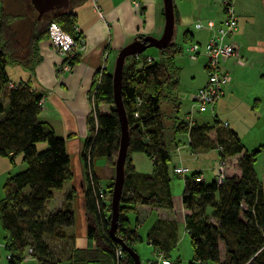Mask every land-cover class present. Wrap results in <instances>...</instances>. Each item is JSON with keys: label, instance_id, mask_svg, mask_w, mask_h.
<instances>
[{"label": "trees", "instance_id": "16d2710c", "mask_svg": "<svg viewBox=\"0 0 264 264\" xmlns=\"http://www.w3.org/2000/svg\"><path fill=\"white\" fill-rule=\"evenodd\" d=\"M173 16L175 23L174 9ZM17 19L19 15L6 11L0 0V157L13 164L19 156V163L24 166L20 172L9 175L1 187L3 250L7 264H21L25 258L36 264H58L60 259L54 256L46 240H71V237L67 239L65 230L73 227V190L64 195L60 209L49 212L47 204L52 192L60 191L72 178L69 159L63 140L38 120L42 93L33 91L28 82L11 84L5 67L16 65L31 73L40 60L37 43L46 38L51 22L77 41V45L78 32L74 26L75 15L67 9L40 17L35 15V28L22 34L14 27ZM43 20L46 22L38 26ZM187 42L188 36L184 33L182 43ZM156 53L157 58L148 62L143 53L126 57L120 78L128 139L114 236L131 249L141 239L136 229L129 227L127 215L136 206L171 209L170 157L163 141V115L159 105L176 90L178 69L173 59L181 53V48L170 42ZM78 58L79 51L75 50L72 56L63 59V64L72 67ZM97 75L87 92L92 110L86 118L88 136L80 154L85 181V236L95 250L93 260L85 263H98L102 259L103 264H132L130 256L108 236L111 185L107 192L98 188L90 168L91 161L98 157L113 166L119 136L110 73L102 71ZM100 104L108 106L106 114L97 112ZM172 130L187 136L191 151H217L221 163L226 158L239 156L235 163L238 175L223 174L219 184L215 180L195 182L197 173L182 176L180 204L191 249L187 264H264V185L258 182L253 171L255 158L264 149V143L245 151L236 134L217 120L200 125L175 122ZM132 153H141L151 162L149 174L133 170ZM100 193L104 199L98 197ZM145 241L167 261L177 242L176 222L156 220L147 230ZM71 249L65 262L75 264L74 255L85 253ZM116 251L120 253L119 261ZM168 264L181 263L176 258Z\"/></svg>", "mask_w": 264, "mask_h": 264}, {"label": "crops", "instance_id": "0c3cea01", "mask_svg": "<svg viewBox=\"0 0 264 264\" xmlns=\"http://www.w3.org/2000/svg\"><path fill=\"white\" fill-rule=\"evenodd\" d=\"M139 3L142 8L141 15L133 10L128 0H70L67 11L75 15L74 26L83 39L78 62L66 71L57 70L61 59L56 56L48 41L43 39L37 43L40 60L31 73L16 65L5 67V74L11 84L28 82L33 91L42 93L38 120L46 123L54 136L63 140L72 178L62 185L60 191L52 192L47 210L52 212L60 209L64 195L69 190H73L71 196L73 227L65 230L67 239L71 237L69 242L73 248H76L77 241L85 242L84 246H88L85 236L83 200L85 181L80 154L83 141L88 136L86 118L90 112V106L87 92L93 76L98 70L111 73L117 51L134 38L144 36L159 38L162 31L161 0H139ZM172 3L176 22L171 43L176 45L178 44L173 42L174 36L182 39L184 33L188 36L187 43L199 44L209 39L211 36L209 30L203 28L201 32L194 31L199 30L194 28L196 21L204 23L212 20L217 27L221 26L224 21L216 4H211L208 0H172ZM233 16L236 20V27L225 37V42L237 46L238 54L240 57L244 55L246 65L234 73L233 82L230 80L221 98L200 109L189 105V108L196 109L197 117L191 114V110L180 111L181 105L186 108V103H188L183 88H199L203 85L205 65L203 62L198 67L192 65L194 68L185 65L184 69L186 68L185 70L189 73L188 82L181 81L183 71L177 60L183 56V48L178 45L181 53L173 59L178 69V84L176 90L159 105L163 115V134L165 135L163 139L166 137L169 141L164 145L170 157L171 173L174 167H186L189 169V174L197 173L204 183H209L216 176L220 164L218 152L215 150L191 151L188 147L187 136L173 133L175 122H189V125L209 124L197 121L200 115L205 113L211 116L212 121L217 120L233 131L245 151H250L264 143V125L259 133L254 132L258 119L256 116H259L258 106L264 98V0H234ZM23 42L24 40L21 41ZM156 57L157 54L150 55V58ZM186 57L189 61L198 59L196 57L192 60L188 55ZM254 67L257 69H253ZM251 70L256 71V74L252 75L253 79ZM195 77L200 78L199 83H195ZM96 110L100 114H106L108 106L100 104ZM238 157L237 155L225 159L223 162L224 176L238 175L235 165ZM130 162L133 170L138 174H149L152 170L151 162L141 153H132ZM207 165L210 167L209 170L204 168ZM90 168L98 188L107 192L112 184L114 168L109 166L103 157L94 158ZM253 171L258 182L264 185V149L256 156ZM207 172H210V175H205ZM169 188L171 194L170 183ZM127 218L129 227L135 228L139 237L138 230L146 222L148 225L145 229V236L156 220H174L177 224L178 240V225H182L183 228L184 211L181 204L179 209L174 211L171 195V209L136 206L134 212L128 214ZM90 246V249L87 247L76 249L83 252L95 251L91 243ZM25 261L27 259L23 260ZM60 263L68 264L65 261Z\"/></svg>", "mask_w": 264, "mask_h": 264}, {"label": "rangeland", "instance_id": "374dc122", "mask_svg": "<svg viewBox=\"0 0 264 264\" xmlns=\"http://www.w3.org/2000/svg\"><path fill=\"white\" fill-rule=\"evenodd\" d=\"M128 1L131 4V1H133V0H128ZM208 1L211 4H216L217 8H219V14L224 19V21H223V23L221 25V27H223V24H224L225 18H226V15L224 14L223 9H222L223 0H208ZM135 2L139 3V0H135ZM2 6L4 7V9L6 11L11 12L13 14L19 15V19H17L14 22V27L21 34L22 33H26L27 31H30L31 29L35 28V26L37 25L35 22L33 23V21H35L34 17L36 15V13L32 9V7H31V5H30L28 0H2ZM131 6L133 8V5H131ZM235 6H236V4H235ZM133 10L138 15H141L142 8L140 6V3H139V10L137 11V10H135V8H133ZM230 10L232 11V13L234 15V0H231ZM45 22H46V20H43L42 23H40L38 26L44 24ZM195 23L203 24L202 21H196ZM214 26H215L214 28H217V26L215 24H214ZM218 27H220V26H218ZM194 31L201 32L203 30L199 29V30H194ZM77 39H78V43H79L80 40L82 41L81 46L75 49V50H78L80 52L82 50V47H83V39H82V35L79 32H78ZM45 40L47 41L46 38H45ZM207 41H208V39L206 41H204V42H200L199 43V45H200V47H199V56H195V58L198 57V59L196 61H189L187 59V57H186L188 55V57L190 58L189 53H188V49H189V47L192 44H196V43L192 42V43H185L184 44V43H182V39L178 38L176 35L174 36L173 42L177 43L178 45H180L183 48V51H182V55L183 56L180 58V60H177L179 66L182 68L181 71H183L182 76L180 77L181 81L186 82V83L188 82L187 79L189 77L188 76L189 73H188V71L185 70L186 68L184 69L185 65L186 66H192L193 65L194 67H196V66L198 67V66H200L202 64V62L204 63V65L206 64L207 59H206V57L204 55L203 47H204V45H205V43ZM76 43H77V41H76ZM229 44H232V43H229ZM234 46H236V45H234ZM52 50L54 51L56 56L59 57V55L57 54L56 49L52 47ZM142 53H143V55H145V57H148V56L150 57V55H152V54L153 55L157 54L156 50L154 48H148V49L144 50ZM152 57H155V56H152ZM194 59H192V60H194ZM241 60L243 61V66L236 65L233 59L227 60V61L223 62L222 64H220V68H222L223 70H225L228 73V75H229V77H230L232 82H233L234 73L239 71V70H241L246 65V60L244 58V55L241 56ZM258 67L259 66L257 65V68ZM65 68H66V66L63 64V61L61 60L59 66L57 67V70H59V71L68 70V68H66V69ZM257 68L254 67L253 69L256 70ZM255 70H251L252 79L254 78L252 75L256 74ZM193 71H194V69L192 70V72ZM101 72H102L101 70H98L95 74H98L97 76H99ZM206 79H207V77H206V68H205V70H204V79H203L204 83H203V85L201 87H199V88H191V87L190 88H186V87L183 88V93H185V96H186V99H187L188 103H186V108L182 107V105H181V108H180L181 112L182 111L184 112V111L191 110V114L194 115L195 117H197L196 109H195V108H197V104H195V103H193L191 101V97L198 89L202 88L205 85ZM196 82L197 83L200 82V78L199 77H195V83ZM254 85L256 86L257 84L255 83ZM251 90H253V88H251ZM219 99H217L215 102H217ZM215 102H213V103H215ZM213 103H211V104H213ZM211 104H207L206 107L211 105ZM189 105H192L195 108H192V107L189 108ZM89 106H90L89 108H90V111H91L92 110V106H91L90 103H89ZM258 112H259V116H256V117H258L257 123H256L257 126L254 128L255 134L259 133L261 128L264 125V98L259 103ZM197 121L198 122L204 121V122L209 123V124L212 122L211 116H209L208 114H205V113H202V115H200V119H198ZM187 124H189V122ZM166 135H167V133H166ZM163 141H164V143H166V142L169 143V141L166 140V137H164ZM114 159H115V157H114ZM223 166H224V164L222 165V172H223ZM23 167L24 166L19 163V156L15 157V159L13 161V164H10L7 161V159H5L3 157H0V199L2 197L1 187H2V184H3L4 180L6 179V177L8 175L11 176V175H14V174L20 172L23 169ZM174 168H172V170ZM204 168L206 170L210 169V167L208 165L204 166ZM169 174H170V186H171L172 203H173L174 211H176L180 207V194H181L182 187H183L182 186V176L176 175L173 172L169 173ZM188 175H189V172L185 176H188ZM205 175H210V172H207ZM147 225H148V222H146L144 224V226L141 227L138 230V234L141 237V241L136 243V244H134V245H132V250L137 254L138 260H139V264H159L160 255L155 253L152 250V248L146 244V241H145V229H146ZM3 236H4V234H3V232L0 229V264H7L6 260H5V252L3 250ZM46 241L49 244L54 256H56L57 259H60V260H57V261H59V262L65 261L69 257L68 255H71V245L72 244L69 241H60L59 242V241H52L51 239H48ZM84 243L85 242L77 241L75 247L76 248H86L87 247L88 249L91 248L89 241H87L88 246H84L85 245ZM84 253L85 254H83V253L81 254L80 253L78 255H74L75 259H77L75 264H85L86 261L89 262L90 260H93V257H94L93 252H91V251H86L85 252L84 251ZM190 256H191V249H190L188 238H187V236H186V234H185V232H184V230L182 228V225L179 224L178 225V240H177V244H176L175 248L173 250H171V252L169 253V257L167 258V261L168 262H172V261H174L177 258L180 261L181 264H187L189 259H190ZM117 258H118L117 259L118 261L121 260L120 254H119V256H117ZM161 258L163 259V257H161ZM25 259H27V261L22 262L21 264H36L35 261H33L30 258H25ZM58 264H63V263H58ZM89 264H103V261H102V259H100L98 263L90 262Z\"/></svg>", "mask_w": 264, "mask_h": 264}, {"label": "built area", "instance_id": "2783aa9c", "mask_svg": "<svg viewBox=\"0 0 264 264\" xmlns=\"http://www.w3.org/2000/svg\"><path fill=\"white\" fill-rule=\"evenodd\" d=\"M131 5L135 10H139V3L135 2V0L131 1ZM230 4L226 0L222 2V9L224 14L226 15L225 22L223 27L214 28V24L212 21H205L203 24L195 23V29H207L211 31V36L208 41L205 43L203 50L204 55L207 59L205 68H206V82L205 85L198 89L191 97V101L197 104V108H202L207 104H211L219 99L224 91V88L230 83V77L228 73L220 68V64L223 62L233 59L235 64L238 66H243V61L238 54V48L233 44H229L225 42V37L227 34L234 31L236 27V20L233 16L232 11L230 10ZM46 39L48 43L56 49L57 54L63 61L66 56H72L75 52V49L80 47L82 41H79V45H77L74 40L64 33L56 23L51 22L47 26V36ZM199 44H192L188 53L191 59H194L195 56L199 54ZM137 56V55H136ZM135 56V57H136ZM152 58L146 57V61L148 62ZM66 68H69L66 64H64ZM65 68V69H66ZM222 163L220 162L218 166V170L216 176L214 178L215 182L219 184L223 177L222 172ZM172 172L176 175L185 176L188 174L189 170L185 167H175ZM195 182L200 181V178H194ZM100 199H104V195L102 193L98 194ZM116 256H119V252L116 251ZM159 264H168L167 261L161 258Z\"/></svg>", "mask_w": 264, "mask_h": 264}, {"label": "water", "instance_id": "95a60500", "mask_svg": "<svg viewBox=\"0 0 264 264\" xmlns=\"http://www.w3.org/2000/svg\"><path fill=\"white\" fill-rule=\"evenodd\" d=\"M32 9L35 11L38 17L50 12H57L66 10L70 0H28ZM162 4V18L163 25L159 38H153L150 36L134 38L131 42L121 47L114 58L113 68L111 71V90H112V102L113 110L116 114L119 125V136L117 152L113 162L114 177L110 189V212H109V226L108 236L116 242L121 250L130 256L132 264H139L137 254L125 244H123L118 238L114 236V229L118 214V199L123 181L124 161L127 152V139L128 130L126 124V117L121 103L120 97V78L122 73V67L124 59L129 56H136L141 54L148 48H154L155 50L162 49L167 46L173 36L174 28V16H173V4L172 0H161Z\"/></svg>", "mask_w": 264, "mask_h": 264}]
</instances>
